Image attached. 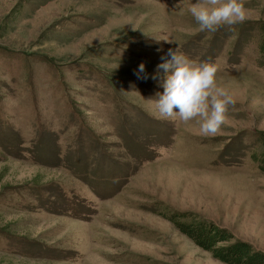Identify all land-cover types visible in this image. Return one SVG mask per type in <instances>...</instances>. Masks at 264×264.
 <instances>
[{"label": "rangeland", "instance_id": "rangeland-1", "mask_svg": "<svg viewBox=\"0 0 264 264\" xmlns=\"http://www.w3.org/2000/svg\"><path fill=\"white\" fill-rule=\"evenodd\" d=\"M197 2L0 0V264H223L165 207L264 252V0L214 32ZM175 48L234 97L215 135L148 102Z\"/></svg>", "mask_w": 264, "mask_h": 264}, {"label": "clouds", "instance_id": "clouds-1", "mask_svg": "<svg viewBox=\"0 0 264 264\" xmlns=\"http://www.w3.org/2000/svg\"><path fill=\"white\" fill-rule=\"evenodd\" d=\"M246 11L239 0H198L190 5L200 29L212 32L221 26L231 27L244 21ZM161 60L163 62L157 65L156 74L151 78L161 80L164 91L148 102L154 105L161 118L184 123L196 120L204 135L218 133L235 100L229 91L217 86V66L210 62L196 63L179 48L169 49ZM145 70V64L141 63L138 78H148L141 75Z\"/></svg>", "mask_w": 264, "mask_h": 264}, {"label": "trees", "instance_id": "trees-1", "mask_svg": "<svg viewBox=\"0 0 264 264\" xmlns=\"http://www.w3.org/2000/svg\"><path fill=\"white\" fill-rule=\"evenodd\" d=\"M255 26L254 29L258 32L260 64L264 66V22H257ZM259 143L261 151L253 152L251 159L264 172V132L259 134ZM164 211H160V216L169 220L215 260L223 264H264V252L246 241L236 239L229 229L202 220L192 212H177L168 207Z\"/></svg>", "mask_w": 264, "mask_h": 264}]
</instances>
